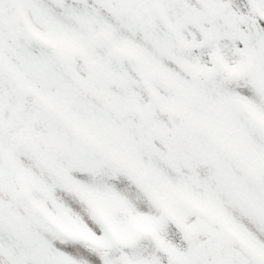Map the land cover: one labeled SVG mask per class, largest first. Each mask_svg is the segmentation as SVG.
I'll list each match as a JSON object with an SVG mask.
<instances>
[{
	"label": "snow or ice",
	"instance_id": "6c2138e0",
	"mask_svg": "<svg viewBox=\"0 0 264 264\" xmlns=\"http://www.w3.org/2000/svg\"><path fill=\"white\" fill-rule=\"evenodd\" d=\"M0 264H264V0H0Z\"/></svg>",
	"mask_w": 264,
	"mask_h": 264
}]
</instances>
